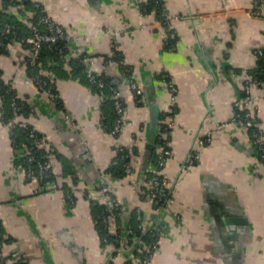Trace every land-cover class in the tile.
I'll list each match as a JSON object with an SVG mask.
<instances>
[{
	"label": "crops",
	"instance_id": "obj_1",
	"mask_svg": "<svg viewBox=\"0 0 264 264\" xmlns=\"http://www.w3.org/2000/svg\"><path fill=\"white\" fill-rule=\"evenodd\" d=\"M31 1L68 29L67 57L83 56L87 69L104 72L119 88L127 123L118 136L105 130L107 101L83 72L67 64L60 74L48 73L58 105L33 82L29 47L13 40L0 49L2 80L29 105L8 122L0 115V231L10 238L4 253L17 249L28 264H107L114 246H101L90 204L105 180L123 204L124 224L136 206L156 224L159 247L151 264H264V165L249 129L233 119L234 102L264 45V6L256 14L253 0H164L168 33L153 13H143L142 0ZM252 93L264 128V86L253 85ZM20 120L56 150L57 179L34 193L35 183L14 160L11 128ZM156 134L172 150L163 173L173 193L160 210L139 195L150 181L152 146L154 155L160 150ZM118 144L132 151L133 169L113 178L105 168ZM193 152L199 159L190 164ZM123 252L115 264H124Z\"/></svg>",
	"mask_w": 264,
	"mask_h": 264
},
{
	"label": "trees",
	"instance_id": "obj_2",
	"mask_svg": "<svg viewBox=\"0 0 264 264\" xmlns=\"http://www.w3.org/2000/svg\"><path fill=\"white\" fill-rule=\"evenodd\" d=\"M33 3L34 1L31 0H0V31L3 30L5 24H9L11 26V31L4 35V39L6 41L10 42L13 40H17L21 44H24L27 47H29L30 49V44L27 41H25L24 38L31 34L32 27L35 26L38 30L41 31L45 29V26L41 22H39V12L36 10ZM164 3H165L164 0L162 1L142 0L141 7L143 13L145 14L153 13L155 19L157 18L160 20L161 23L159 25H162L164 28H166V32L169 33V31H172V29L169 26L170 16L169 13L167 12V8L165 9ZM17 5H22L23 8L19 7L17 8L16 11L10 10L12 6H17ZM173 40L174 39L169 40L167 47L173 46V42H174ZM67 42L68 41L60 40L55 44L43 43L39 49L38 57L35 60L31 61L30 60L31 55H30L28 59V64H30L32 67V72L30 74L33 82L36 84L37 87H39V83L36 81L37 76L43 79H47L49 81L51 77L48 74L49 72L53 71L57 74H60L62 72L61 69L64 68V66L67 64L70 65L69 67L71 68L70 69L71 71L83 72V74L90 81L89 77L86 75L87 65L83 61V56H78L75 58L67 57L66 63L64 62V60L59 61L60 63L58 64L50 63L51 59L60 60L58 49L55 48V46L63 49L65 53H69ZM260 47L264 49V45ZM117 53L118 55H120L118 51ZM256 54H257V64L253 69L249 70V75L247 77H252V79L255 81V85L262 87L264 86V54L261 55L257 53V51ZM99 76L102 77L107 83V85L104 88L107 97L103 100V103L107 101L106 105L108 104L107 107H109V114H107L106 117L104 118L103 124H105V126L107 127V129L105 130L110 132L114 125V121L118 115L115 110V99L110 96L111 90L109 87L111 85L114 86L116 85L110 81L107 74H105L104 72H100ZM244 82L245 79L243 83ZM243 83H242V87H243ZM92 84L94 89L100 92L99 90L100 87H98L97 83H92ZM54 90L58 92L56 86ZM243 94L244 93H242V89H241L239 97H243ZM0 99H1V119L3 121L8 122L10 120H13L14 117L18 115H23L28 112L29 105L15 93V90L11 87L10 84L5 83L2 80L1 74H0ZM12 101H14L17 105L20 106L17 115L13 113L14 111L12 107ZM55 101H57L58 105L61 104V100L59 96L57 97V99H55ZM123 104L125 106V102ZM234 108L235 110L237 109L235 105ZM168 114L171 113L169 112ZM259 115L256 118V121H258L260 124ZM28 127H32V125L26 122H22L21 120L13 124V127L11 128V136H10L13 151L17 147L21 146V143L25 142L26 131ZM248 129L249 131H251L252 128H248ZM38 133L43 135L40 131H38ZM165 141L166 140L164 138H160L159 135L156 134L155 137L156 143L158 142L159 144H162ZM122 147L123 149H120V145L119 147L117 146V152L115 156L113 157L109 166L105 168V171L110 173V175L113 178H121L128 174L125 170V164H127V162H131L132 151L129 148H127L125 145H123ZM154 151H155V146H152V151H150L151 152L150 159L153 161V163H155L157 159V155H154ZM38 153L39 152H37V154ZM55 153L56 150H53V154ZM22 159L23 157L22 158H19L18 156L16 157L14 153V160L17 165L23 161ZM145 173H146V179H149L150 181L154 179L155 175L158 176L154 171L148 170ZM57 176L58 174H54L47 178L46 177L43 178L41 181L55 182ZM62 188L66 192H68V189H72L69 187L68 182L66 181H62ZM97 188L98 187L94 189L97 190ZM169 191L170 190L167 189V196L160 195L158 191H155L153 188H150L149 183L147 184L143 183L140 186L139 195L142 199H148L149 196L150 197L152 196L153 202L152 201L151 202L153 203V206L160 210V209H164L167 206L168 199L169 197L171 198L172 196V194ZM111 195L113 197L116 196L112 190H111ZM90 204L93 207L94 226L98 232L101 246L105 247L108 244H112L114 246V250L111 253V256H117L119 250L125 251L129 248H132V251L136 254H143L146 252V250L142 251L141 249H139L140 246L146 244L148 245L156 239L159 240V230L156 224L149 223L148 220L145 218L146 228L143 230L142 228L139 227V223L141 221L140 219H138V215H139L138 206L132 208V212L130 213V221L127 225L124 224L123 222L124 207L121 202L119 206L114 205L111 208L109 203L102 201L99 198L97 199L94 198L91 200ZM111 210L113 211V214H115L114 226L112 225L113 222L108 220V216L110 215ZM9 240L10 238L3 237L0 231V241L6 243ZM126 254L128 255L127 252ZM0 264H28V262L20 254L17 258L12 259L10 253H5V256L0 261ZM127 264H133L131 258L128 259Z\"/></svg>",
	"mask_w": 264,
	"mask_h": 264
},
{
	"label": "built area",
	"instance_id": "obj_3",
	"mask_svg": "<svg viewBox=\"0 0 264 264\" xmlns=\"http://www.w3.org/2000/svg\"><path fill=\"white\" fill-rule=\"evenodd\" d=\"M162 1V0H160ZM36 10L39 12V22H41L45 29L43 31L38 30L35 26L32 27V32L30 35L26 36L24 38L25 41H27L30 44V50H31V57L30 60L33 61L38 57L39 49L43 43H49V44H55L60 40H69V31L68 29L58 21H56L53 17H51L45 10L43 4L39 1H34L33 3ZM264 6V0H253L252 4V11L256 14L261 12L262 7ZM156 24H160L159 19H155ZM11 31V26L9 24H5L3 27V30L0 31V49H6L9 45V41H6L4 39V35L6 33H9ZM172 34L171 36H173ZM55 48L58 49L59 53V59H51L50 63L58 64L59 61L64 60L66 63L67 53L63 51V49L58 48L55 46ZM257 53L263 55L264 49L262 47H259L257 50ZM86 75L89 77L90 81L92 83H97L98 87H100L99 96L101 100L103 101L107 94L104 91L105 86L107 85L106 81L99 76V73L87 69ZM53 78L50 77L49 81L47 79L40 78L39 76L36 77V81L39 83V89L45 91L51 98L57 99L59 96L58 92L54 90L55 83L54 80H51ZM170 87L171 92L176 93V86L171 82L167 81ZM255 85V81L252 79V77H246L245 82L243 83L242 87V93L243 97H239L235 100L234 105L237 108L235 110V116L234 120L241 122L246 128H252L250 131V136L252 143L255 147L256 153L258 154L259 160L264 165V128L259 124L258 121H256V118L258 117L260 113V107L257 105L256 97L252 93V87ZM131 87L138 93H142L141 87L138 85V83L135 80H131ZM111 93L110 96L115 99V110L117 113V118L114 121V125L111 129V133L114 136H118L121 129L124 127V125L127 123V118L125 116V106H124V98L121 96L119 88H117L114 85H111L110 87ZM12 107H13V113L17 115L20 106L17 105L14 101H12ZM0 115H1V108H0ZM237 119H236V118ZM241 118V119H240ZM169 125L171 127L172 122ZM165 125L163 128L165 131L170 129V127ZM163 138V136H162ZM25 142L21 143V146L17 147L14 150V153L16 157L19 158L23 157V161L18 164L24 172L25 178L27 182H31V184L35 183V186L32 187L31 193L37 192L44 188L45 184L47 182L41 181L43 178H47L51 175L57 174L56 168H55V161L53 158V152H51L50 148L47 146V140L44 135H41L38 133V131L32 126L28 127L26 131V138ZM166 141L162 144H160V150L157 154L156 162L153 163L150 166V171H154L158 176L155 175L154 179L152 181H149L150 188H153L155 191H158L160 195L167 196V189L170 190L169 192L173 193V187L168 179V177L163 173V169L169 159V157L172 154V150L169 147L168 141L166 138H164ZM211 139L210 135H208L202 142H207ZM120 145V149H123L121 144H118V147ZM37 152H39L37 154ZM199 159V153L193 152L188 157V163H196ZM133 169V166L131 162H127L125 164V170L127 173H130ZM50 182V181H48ZM97 190L93 189L94 194L93 197L95 199L100 198L102 201H105L110 204L111 208L112 206H119L121 200L115 196L113 197L111 195V185L107 181H102L98 186ZM65 198L70 202L74 203L76 198L72 191H68L65 194ZM148 200L153 202L152 196L148 198ZM170 200V197L168 199V202ZM138 219H140L139 227L143 230L146 228V213L144 209L140 206H138ZM144 216V217H143ZM108 220L112 221V225L115 224V214H113V211L111 210L110 215L108 216ZM114 229V228H112ZM3 245L4 243L0 241V261L5 256V253L3 251ZM159 247V240L156 239L150 244H146L143 246H140L139 249L146 250L143 254H136L132 251V248H129L125 250L128 255L126 254V259L124 260V264H127V261L129 258H131L133 264H151L152 259L158 250ZM10 256L12 259H15L19 256V252L17 249H13L10 252ZM123 250H119L117 256H111L107 262V264H115L116 259L119 255L123 254ZM129 257V258H128ZM110 261V262H109Z\"/></svg>",
	"mask_w": 264,
	"mask_h": 264
}]
</instances>
